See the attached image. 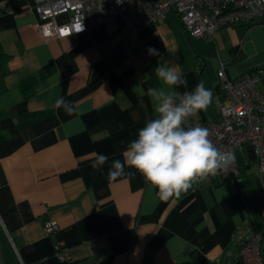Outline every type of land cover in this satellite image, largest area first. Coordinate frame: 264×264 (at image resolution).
<instances>
[{"label":"crops","instance_id":"0c3cea01","mask_svg":"<svg viewBox=\"0 0 264 264\" xmlns=\"http://www.w3.org/2000/svg\"><path fill=\"white\" fill-rule=\"evenodd\" d=\"M33 3L0 0V264H227L244 222L260 231L264 259V171L251 145L233 152L239 178L213 176L178 197L163 199L139 173L108 175L153 118L147 89L160 84L158 63L183 73L188 87L177 91L201 81L212 90L204 120L222 99L220 66L229 79L260 70L264 93V15L211 36L190 35L174 10L136 30L117 15L44 39ZM61 97L71 114L56 107ZM94 153L108 164L93 170ZM51 219L54 235L44 231ZM54 238L70 261L54 255Z\"/></svg>","mask_w":264,"mask_h":264},{"label":"built area","instance_id":"2783aa9c","mask_svg":"<svg viewBox=\"0 0 264 264\" xmlns=\"http://www.w3.org/2000/svg\"><path fill=\"white\" fill-rule=\"evenodd\" d=\"M39 21L35 24L44 39L60 38L73 32L85 31L91 24L123 17L134 30L165 18L174 10L186 31L193 36H211L219 26L252 23L264 15V0H34ZM59 16H64L58 20ZM260 70L229 79L223 66L217 70V87L222 95L212 119L197 116L189 118L186 126L206 127L209 139L222 151H232L243 145L252 146L259 169L264 171V93L257 87ZM183 93V92H182ZM213 176L239 178L236 161L227 171L198 179L210 180ZM59 224L48 220L44 231L56 234ZM235 254L227 264H264L258 228L244 222L233 231ZM53 253L62 261L71 255L65 242L53 240Z\"/></svg>","mask_w":264,"mask_h":264},{"label":"clouds","instance_id":"9594fccd","mask_svg":"<svg viewBox=\"0 0 264 264\" xmlns=\"http://www.w3.org/2000/svg\"><path fill=\"white\" fill-rule=\"evenodd\" d=\"M148 53L159 55L153 48H149ZM155 74L159 86L147 89L153 104V118L146 121L136 139L128 143L123 159H112L108 175L115 180L139 173L167 199L187 192L200 178L227 171L235 162V155L230 150L218 149L209 139L206 127L186 126L189 118L207 110L213 101L212 90L201 81L192 91H177L188 87L177 66L158 63ZM56 107H63L68 114L74 111L71 102L63 97L56 100ZM94 156L93 170L101 169L110 159L100 153ZM126 168L135 171L126 172Z\"/></svg>","mask_w":264,"mask_h":264},{"label":"trees","instance_id":"16d2710c","mask_svg":"<svg viewBox=\"0 0 264 264\" xmlns=\"http://www.w3.org/2000/svg\"><path fill=\"white\" fill-rule=\"evenodd\" d=\"M7 54L5 52H0V64H4V62L7 60ZM2 64L1 68H2V72L5 73V66Z\"/></svg>","mask_w":264,"mask_h":264}]
</instances>
